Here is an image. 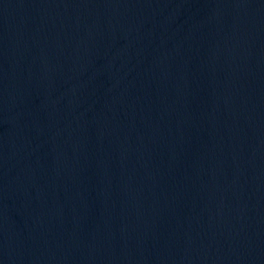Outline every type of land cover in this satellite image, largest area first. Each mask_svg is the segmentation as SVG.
<instances>
[{"label": "water", "instance_id": "1", "mask_svg": "<svg viewBox=\"0 0 264 264\" xmlns=\"http://www.w3.org/2000/svg\"><path fill=\"white\" fill-rule=\"evenodd\" d=\"M0 264H264V0H0Z\"/></svg>", "mask_w": 264, "mask_h": 264}]
</instances>
